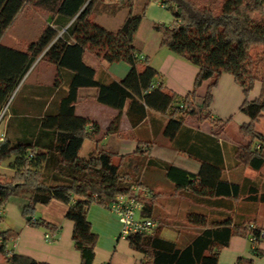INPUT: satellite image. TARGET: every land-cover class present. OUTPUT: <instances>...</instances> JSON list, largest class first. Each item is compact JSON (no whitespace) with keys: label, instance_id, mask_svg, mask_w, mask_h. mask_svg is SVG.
Returning <instances> with one entry per match:
<instances>
[{"label":"trees","instance_id":"1","mask_svg":"<svg viewBox=\"0 0 264 264\" xmlns=\"http://www.w3.org/2000/svg\"><path fill=\"white\" fill-rule=\"evenodd\" d=\"M136 1L0 0L1 120L8 114L10 98L44 48L59 34V39L67 43L59 60L67 86L59 111L47 112L38 120L37 129L29 134L24 132L19 138L4 134L0 140V207L14 195L25 196L28 203L23 215L27 223L48 228L54 239L61 228L36 216V205L53 199L68 204L66 218L74 223L73 241L81 254V264H93L98 236L88 217L91 206L110 208L117 195L132 194L133 186H138L149 193L145 212L158 221L153 233H133L127 238L131 246L144 255L140 264H220V252L234 235L248 238L253 253L262 257L264 220L260 222L258 214L245 209L248 205L264 204V178L260 174L250 178L243 171L251 168L259 172L264 167V129L258 128L264 119V62L255 61L252 51L256 47L264 49V0H222L219 5L215 0L204 3L143 0L144 8L139 13L134 12ZM152 1H160L173 15L171 22L153 24L162 36V46L199 68L194 89L185 96L168 90L164 82L156 85L160 72L147 58L141 59L134 44ZM28 5L49 13L48 23L34 47L25 50L2 43L5 32ZM124 9L128 14L118 30H110L96 21L99 15L115 16ZM79 25L86 32L76 41ZM87 51L95 53L105 63L124 60L131 69L123 79L102 80L97 75L98 69L85 61ZM223 73L234 76L243 87L246 97L240 110L250 118L239 128L249 138L246 144L236 146L237 166L242 170L240 177H228L221 161L215 163L206 159L199 161L196 173L189 172L150 157L149 146L139 145L134 153L127 155L111 152L104 149L96 137L98 124L76 114L79 90L96 88L97 101L119 110L111 130H119L125 107L128 114L139 113L137 120L131 118L133 126L146 118L149 110H155L169 116L164 133L174 140L187 116H199L215 124L216 120L211 117L213 90ZM206 80L209 85L199 103L197 91ZM257 83L261 84L260 94L249 98ZM14 118H10L9 126L13 125ZM22 121L24 118L18 123ZM217 122L224 121L218 119ZM89 125L92 130L88 129ZM89 139L96 147L85 162L80 163V153ZM68 166L75 171L82 169V177L76 178L66 171ZM4 167H7L5 171ZM153 167L164 173L174 193L194 198V205L185 211L183 218L172 221L169 214L162 216L157 212L156 202L162 193L145 179L146 172ZM197 186L210 189L211 196L196 194ZM154 213L165 222L155 218ZM164 225L178 232L176 240L161 235ZM0 236L9 240L17 238L18 233L0 229ZM1 256L6 264H50L12 250L2 249ZM253 263V258H241L238 262Z\"/></svg>","mask_w":264,"mask_h":264},{"label":"crops","instance_id":"2","mask_svg":"<svg viewBox=\"0 0 264 264\" xmlns=\"http://www.w3.org/2000/svg\"><path fill=\"white\" fill-rule=\"evenodd\" d=\"M154 4L164 8L160 1H152L148 7L152 8ZM153 17V24L163 21L157 16ZM102 25L104 26V24ZM141 26L142 23L135 35L134 44L140 52L141 59L147 58L149 63L160 72L161 75L156 79V85L164 82L168 90L185 96L194 89L195 79L199 71L198 66L162 46L161 34L157 35L158 37L153 35L150 38H141ZM42 30L43 28L41 32ZM59 36L61 34L55 38V43L53 40L52 44L48 45L49 50L45 54L43 52L33 63L10 98L7 104L10 105L8 114L0 120V135L7 134V136L19 138L25 133L29 134L37 129L38 120L44 117L47 112L55 114L59 111L61 101L67 93L66 74L59 66V60L67 43L59 39ZM37 37L25 48L12 47L31 50ZM82 38L83 36L78 38L76 32L74 39L77 41ZM57 41L61 43L56 45ZM53 47H55L54 52L47 57L46 54ZM85 61L98 69L97 75L102 80H108V78L123 79L131 69L124 60L105 63L91 51L86 52ZM208 85L209 80H206L198 88L197 100L199 103L202 102ZM260 90L261 84L257 83L249 98L257 97ZM96 92V88H81L79 90L76 114L89 118L98 124L96 137L101 140L100 144L104 149L119 155H127L134 153L139 145L144 148L149 146L151 147L150 157L170 162L192 173L198 171L199 161L202 159L211 160L215 163L221 161L225 165L227 176L230 178L239 176L242 172L241 167L237 166L236 146L246 144L249 141V138L243 135L239 128L243 123H248L250 118L240 110L246 95L243 87L234 76L223 73L218 85L213 90L211 117L216 120L215 124L211 120H203L199 116H187L174 140L168 138L164 133L169 116L155 110H149L147 117L133 126L131 118L137 120L139 113L128 114L127 107H125L122 111L119 130H111L119 110L97 101ZM6 109L7 107L5 111ZM11 117L15 118L12 121L13 125L9 126L8 122ZM23 118L24 122L19 124V120L21 121ZM218 119H222L224 122H217ZM88 129L92 130V125H89ZM95 147L96 143L93 140H86L78 161L80 163L85 162ZM243 174L250 178H255L260 174L264 178V167L259 172L246 168ZM145 179L152 187H157L160 182L172 186L164 173L157 171L154 167L146 172ZM200 189L205 193H199L198 190ZM195 193L211 196V190L203 186H197ZM27 203L28 199L25 196L14 195L5 205L0 207V229H12L18 233L15 242L10 244V249L15 253L50 264H81V254L73 241L74 223L66 218L68 204L53 199L49 203L36 205V216H41L61 228L56 238L49 239L47 237L48 228L27 223V218L23 215V208ZM245 210L253 215L258 214L260 222L264 220L263 203L254 204V206L248 205ZM88 217L98 236L93 264H140L144 255L135 250L127 238L121 237V222L110 208L93 204ZM260 247L264 250V240ZM241 258H253V264H264V256L259 257L253 253L248 238L234 235L231 237L229 245L221 250L219 263L238 264ZM0 264H6L5 258L1 255Z\"/></svg>","mask_w":264,"mask_h":264},{"label":"rangeland","instance_id":"3","mask_svg":"<svg viewBox=\"0 0 264 264\" xmlns=\"http://www.w3.org/2000/svg\"><path fill=\"white\" fill-rule=\"evenodd\" d=\"M215 1L217 5H219L222 0H215ZM199 2L204 3L206 2V0H199ZM143 8H144V1L137 0L134 6V12L136 13L142 12ZM127 13L128 10L124 9L114 17L110 15L109 16L105 15V16L97 17L96 21L100 24H104V26H106L110 30H118L119 26L124 21V18L127 15ZM153 16H157V18L163 20L161 22H167V23L173 19V15L171 11H169L166 8H162L160 6H157L156 4L152 5V8L148 7L146 10L145 17L143 18L142 21V26L140 30L141 38L142 37L150 38L153 37V35L158 37L160 35V33L153 28V23H152L153 22L152 20L154 18ZM48 17H49V13L46 10L35 7L33 5L26 6L23 9V11L20 13V15L17 17L15 23L11 26V28H9L6 31L4 36L1 38V42L5 44H9L11 46L25 48V46L27 44H30V42L33 41V39H35L36 36H39V34L41 33V29L44 28V26L47 25L48 23ZM85 32L86 30L84 29V27L82 25H79L77 29V37L80 38L84 36ZM55 42L56 39L54 38V43ZM60 43L61 42H58L56 45H59ZM51 44L52 42L50 43V45ZM49 46L47 45L44 48L43 50L44 53L42 52L43 54H45L49 50L48 48ZM54 48L55 47L51 48V50L46 54L47 57L52 55V53L54 52ZM252 51L255 61L258 60L261 63L264 62V49L262 47H256ZM263 124H264V120L258 124V128L263 130L264 129ZM3 170L5 171V169ZM66 171L72 172V175L76 176V178H81L83 175L82 169H80L79 171L77 170L75 171L72 170L71 166H68L66 168ZM153 188L154 190L162 193L156 202L157 212H159L162 216L169 214L170 220L172 221L177 220L178 217L183 218L185 216L184 214L185 211L194 205L193 199H191L187 195H177L176 193H174L173 187L170 186L169 184L160 182L157 187H153ZM198 192L201 194L205 193L202 189L198 190ZM151 201L153 200L151 199ZM154 216H157L155 218H157L162 223L165 222V219L161 216L156 215V213H154ZM177 234L178 232L175 229L169 228L166 225L162 226L161 235L164 236L165 238L170 240H176Z\"/></svg>","mask_w":264,"mask_h":264},{"label":"built area","instance_id":"4","mask_svg":"<svg viewBox=\"0 0 264 264\" xmlns=\"http://www.w3.org/2000/svg\"><path fill=\"white\" fill-rule=\"evenodd\" d=\"M3 116V113L0 116ZM3 135H0V140ZM134 193L119 194L111 203L110 209L114 212L122 225L121 237L128 238L133 233L151 234L158 226V221L149 216L145 212V199L149 196L147 190L141 189L138 186H133ZM49 239H52L50 232L47 234ZM16 238L4 239L0 236V255L2 249L11 250L10 244L15 242ZM253 238H251L252 240Z\"/></svg>","mask_w":264,"mask_h":264}]
</instances>
